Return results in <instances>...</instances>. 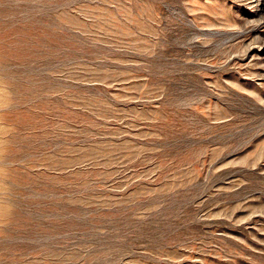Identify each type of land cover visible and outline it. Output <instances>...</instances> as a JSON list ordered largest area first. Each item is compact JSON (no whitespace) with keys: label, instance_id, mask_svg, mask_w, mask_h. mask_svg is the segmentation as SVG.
Returning <instances> with one entry per match:
<instances>
[{"label":"rangeland","instance_id":"obj_1","mask_svg":"<svg viewBox=\"0 0 264 264\" xmlns=\"http://www.w3.org/2000/svg\"><path fill=\"white\" fill-rule=\"evenodd\" d=\"M251 2L0 0V264H264Z\"/></svg>","mask_w":264,"mask_h":264},{"label":"bare ground","instance_id":"obj_2","mask_svg":"<svg viewBox=\"0 0 264 264\" xmlns=\"http://www.w3.org/2000/svg\"><path fill=\"white\" fill-rule=\"evenodd\" d=\"M238 1V0H237ZM252 2L250 4H255L256 9L260 8V13L264 11V0H251ZM219 10V9H218ZM260 13H255V14H260ZM257 16V15H256ZM255 19V18H252ZM263 19V18H262ZM251 20V19H250ZM245 21V20H244ZM248 21V20H246ZM235 23L237 21H234ZM251 22V21H250ZM222 24V23H220ZM236 25V24H235ZM231 33V32H230ZM251 36L247 41H242V53L244 58L246 57L245 60L249 59L248 65L250 66H260V69H256L255 71L253 70V74L250 73L251 75L254 76H261L264 77V36H257L255 34H250ZM246 36V35H245ZM229 37V36H228ZM244 37V36H243ZM226 49V48H225ZM240 53V52H239ZM241 54V53H240ZM233 55V54H232ZM231 55V56H232ZM249 70V69H248ZM250 72V71H249ZM263 82L259 86L256 87V89H264V79H262ZM255 90V88H253ZM263 91V90H262ZM254 92V91H253ZM264 92V91H263ZM256 93V91H255ZM258 95V94H257ZM259 96V95H258ZM263 96V95H262ZM261 97V96H259ZM262 98V97H261ZM262 100V99H261ZM263 103V102H262ZM264 105V104H263ZM261 157V156H260Z\"/></svg>","mask_w":264,"mask_h":264}]
</instances>
